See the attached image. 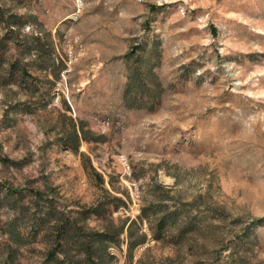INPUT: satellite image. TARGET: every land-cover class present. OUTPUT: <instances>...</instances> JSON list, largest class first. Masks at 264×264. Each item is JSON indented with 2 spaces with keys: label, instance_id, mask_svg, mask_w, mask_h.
<instances>
[{
  "label": "rangeland",
  "instance_id": "374dc122",
  "mask_svg": "<svg viewBox=\"0 0 264 264\" xmlns=\"http://www.w3.org/2000/svg\"><path fill=\"white\" fill-rule=\"evenodd\" d=\"M0 7V36L17 46L7 59L28 71L9 82L0 68V227L9 188L136 222L147 241L130 257L125 233L111 264H264V0ZM8 243L0 231V264H44L43 243L12 256Z\"/></svg>",
  "mask_w": 264,
  "mask_h": 264
},
{
  "label": "trees",
  "instance_id": "16d2710c",
  "mask_svg": "<svg viewBox=\"0 0 264 264\" xmlns=\"http://www.w3.org/2000/svg\"><path fill=\"white\" fill-rule=\"evenodd\" d=\"M14 18L17 21L8 25L11 33H15L12 27L20 21L18 16L15 15ZM26 24L28 23H23L20 26L23 27ZM25 46L28 50L33 47L32 45ZM15 47H17L16 43H9L7 36H0V68L4 64L7 65L8 69L4 70H6V80L9 82H16L17 76H23L28 72L25 66L18 64L17 61L9 62L7 59V54ZM37 50H39L38 45ZM129 79L131 82L134 81L133 77H129ZM11 191L7 188L3 199L7 200L8 211L12 216L4 226L0 227L2 234L8 236V241L12 242V244L8 243L7 248L8 254L11 256L23 246L31 243H43L47 248L44 264H111L114 255L110 253V249L121 247V238L125 233L129 238L128 253L130 257L138 246L147 241V235L144 233L138 235L137 240L134 239L136 222L127 225L125 223L116 224L110 220L107 217V214H111L109 203L101 202L79 212H70L59 209L50 199L34 197L35 194L30 202H23L21 201L22 195L14 194ZM175 213H170L157 220V230L153 233L155 240L162 239L163 232L170 228V224L176 225ZM91 216H96L103 222L102 229L92 228L89 225ZM150 217L151 215L143 209L140 219H150ZM189 225L193 224L189 223ZM240 247L244 248V255H237V258L244 262L247 260L246 256L249 250V247L245 245L244 238L240 240L236 248L237 252H242Z\"/></svg>",
  "mask_w": 264,
  "mask_h": 264
}]
</instances>
